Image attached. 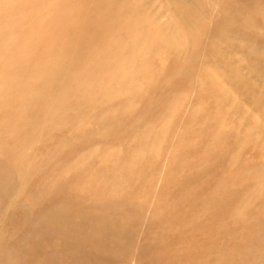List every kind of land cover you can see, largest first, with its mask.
<instances>
[{
    "label": "rangeland",
    "instance_id": "374dc122",
    "mask_svg": "<svg viewBox=\"0 0 264 264\" xmlns=\"http://www.w3.org/2000/svg\"><path fill=\"white\" fill-rule=\"evenodd\" d=\"M55 3L74 6L55 47L24 61L67 32L73 59L132 60L86 101L70 91L22 155L0 127V264H264V0Z\"/></svg>",
    "mask_w": 264,
    "mask_h": 264
},
{
    "label": "bare ground",
    "instance_id": "6f19581e",
    "mask_svg": "<svg viewBox=\"0 0 264 264\" xmlns=\"http://www.w3.org/2000/svg\"><path fill=\"white\" fill-rule=\"evenodd\" d=\"M28 4H29V0H0V17L2 16L1 13L5 14L6 12V15H4V18L1 17L2 19L5 20V22L3 24L1 23L2 25L0 26V64L4 68H7V66H10L12 63L13 65L17 66V68L15 66V70L13 71V74L7 71H0V93H11V96H13L12 101L14 100L16 102L15 106L12 105L13 106L12 108H10L11 106L9 107L10 109H9L8 114H6L5 112L7 117L3 114L5 118H4V121H2L0 124L1 132H5V133L10 132L12 133V135L15 134L13 141L17 140V142H15L17 144L16 145H14L15 143L12 144V147H10L11 146L10 145L9 146L10 148H7V147L5 149L3 148V146L7 144V142L3 146L2 145L0 146V148L1 147L3 148V152L5 150V153H6L5 155L7 154L9 155V159L21 153L19 151L20 150L19 144L21 146L23 143L26 144V142H30V141H27L28 139L30 140V134L32 133L33 130L35 131L40 126L42 121L46 122L48 119L52 117H55V119H57L58 117H61L63 114L61 116H59V114L62 113L61 111L66 107L70 110V108L68 107L69 106L68 102L69 103L72 102V101L70 102L68 99L69 97H71L70 94L72 92L69 94L70 91L74 90L76 92V90H78V93L76 92L78 96L79 97L81 96L82 98L84 97V101H86L85 96H82V95H86L90 93L91 90L92 91L96 90L97 92L98 90L107 87L106 85L109 84L108 82L111 81L112 83V81L115 78L118 79L117 74H119V72H121L125 66H129L130 65L129 62L132 60V59L126 58L121 63H119L117 62V59H115L116 57L114 58V60L110 58L111 54L108 49H106L100 54L94 53L91 57L83 58L82 56L79 57L77 54L78 57H75L73 59L71 55L69 54L71 50V45H70L71 41L69 42V40L71 39V36L68 34L69 32H67L63 37H61L60 43L56 45V48H55L56 50L50 51L49 49V53H47L48 50H46L45 52L46 54L41 53L42 54V56H40L41 58L38 57L36 60L32 59V61L31 60L24 61L22 58L23 56L28 55V52H29L28 50L30 48L38 47L41 44L46 45V44H49L51 41L54 42L56 39V38L54 39L55 37L54 31L58 29L59 25L62 23V20H64L63 18H66V17L69 18L72 15V12L74 11V6L70 5V6L65 7V9L61 8V11H59L60 13H58L55 0H46L45 4H43L44 6L37 8V9L34 7L28 8L27 7ZM33 6H35V4ZM16 24H18L19 27H16ZM134 24L135 22L133 23V25ZM25 28H27L29 31V37L27 35H23L22 37H20V33H24L23 30ZM5 36H7V38L3 39ZM16 37L18 38L17 40H15ZM13 39L17 41V43L13 44L14 41L11 42ZM52 46H53V43H52ZM12 47H14L15 49L13 50L14 52L11 50ZM65 53L70 55L68 57H70L72 60L71 61L72 63L68 64L70 66L63 65L60 61L61 58L65 55ZM136 54H139V52L136 51L134 55ZM28 57H30V55L27 56V59ZM133 69H134V65H133ZM131 71H133L132 68H131ZM131 71H129L128 73L126 70V72H123V73H128L129 75V74H132ZM62 73L65 74L66 80H64L63 83L62 82L59 83L58 85L59 89L57 91H54L52 89L53 87L52 85L57 84L58 82L61 81L58 79H60L61 77L60 75ZM121 76H123V74ZM114 82L117 84V81H114ZM118 84H119V81H118ZM36 85L41 86V87H36ZM108 89H111V88H108ZM111 91L113 92V89ZM111 91L110 90L109 92L107 91L108 93H110V96H111ZM115 91H117V89ZM98 92H101V90ZM90 94H89V97H90ZM107 94L102 95L101 93L102 99L103 98L107 99L108 96L106 98L104 97ZM113 94L116 95V96L115 95L111 96V97H114V100H115V97H117V95L118 96L120 95V93L119 94L112 93V95ZM8 96H10V94L6 95V97L4 98H7ZM11 96L9 98H11ZM74 96L72 98H74ZM122 96H125V94H122ZM82 98H81V102H84L82 101ZM86 99H88V96L86 97ZM9 100L11 101V99ZM10 101L8 102L9 104H11L12 102ZM5 102H7L6 99H5ZM109 102L107 101V103ZM111 102H113V98ZM77 104L79 105V101L77 102ZM77 104L75 105V108L76 106H78ZM105 105H109V104H105ZM3 106L4 105L0 103V107L4 108ZM66 109H64V111ZM68 109L65 112H67ZM73 111L75 112V110H72V112ZM61 118L63 119V117ZM50 125H54V123L49 124L48 126ZM39 129L42 130L41 127ZM44 129L46 130L47 128H44ZM5 135H4V138H5ZM4 138H2L1 141H3ZM31 138L33 137L31 136ZM5 141L7 140H4V142ZM34 141H35V138H34ZM34 141L30 142L32 143L31 144L32 146H33ZM36 144L34 143V145ZM20 155H22V153ZM0 156L1 158L3 157L2 155ZM22 160L23 158L21 159V161ZM9 161H12V160H9ZM9 161L7 160L6 163L9 164L8 163ZM4 163L2 164L4 165ZM2 164L0 163L1 166ZM4 168L8 169L7 166H5ZM9 169L6 170V172L9 171ZM4 180H0V181H4ZM5 181L8 182L7 180Z\"/></svg>",
    "mask_w": 264,
    "mask_h": 264
}]
</instances>
